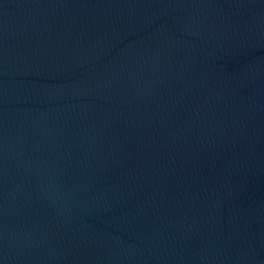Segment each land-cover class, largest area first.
<instances>
[{"label": "water", "instance_id": "obj_1", "mask_svg": "<svg viewBox=\"0 0 264 264\" xmlns=\"http://www.w3.org/2000/svg\"><path fill=\"white\" fill-rule=\"evenodd\" d=\"M0 264H264V0H0Z\"/></svg>", "mask_w": 264, "mask_h": 264}]
</instances>
